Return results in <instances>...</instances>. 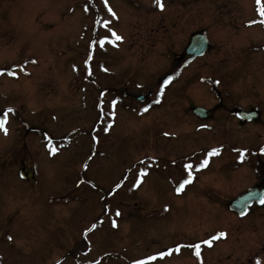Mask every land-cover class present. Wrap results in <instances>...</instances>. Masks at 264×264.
<instances>
[{"label": "rangeland", "instance_id": "1", "mask_svg": "<svg viewBox=\"0 0 264 264\" xmlns=\"http://www.w3.org/2000/svg\"><path fill=\"white\" fill-rule=\"evenodd\" d=\"M88 1L0 0V115L13 109L7 134L0 129V264H148L149 252L179 236L178 217L152 210L144 187L128 194L117 185L125 171L146 170V158L135 163L146 149L137 142L159 113L186 133L193 126L156 105L132 121V109L112 104L127 102L114 88L178 110L187 91L221 86L264 113V16L256 0H162L163 11L154 0ZM195 32L207 35L211 50L177 56ZM232 127L252 138L249 148L264 150L263 119ZM185 136L169 146L192 148Z\"/></svg>", "mask_w": 264, "mask_h": 264}, {"label": "flooded vegetation", "instance_id": "2", "mask_svg": "<svg viewBox=\"0 0 264 264\" xmlns=\"http://www.w3.org/2000/svg\"><path fill=\"white\" fill-rule=\"evenodd\" d=\"M88 47L90 45H85V49ZM85 55L84 52L81 54ZM81 72L86 73L84 70ZM101 73V70H97L98 75ZM115 91L122 98L134 99L130 101L131 109L136 115L132 121L137 119L139 113L146 115L143 110L147 109L148 112L156 105L160 108L155 109L175 115L178 122L184 118L181 124L187 119L193 126L186 133L173 123L175 118L164 117L159 113L153 119L154 124L149 126L147 134L139 135L141 138L137 142L140 149L146 146L143 152L146 170L139 166L136 170L138 172L133 173V167L125 171L118 182L119 188H130L131 191L144 187L152 210L156 206L165 207V220L168 217H178L179 236L168 246L149 252L148 259L156 257L149 260V264H264V227L259 224H262L264 214H255V209L264 207L261 203L264 200V160L261 155L264 150L249 148L252 138L241 135V139L234 135L232 127L234 124L240 127L251 123L250 120L235 123L241 121L239 111L249 113L257 110V119L263 120L264 113L260 114L255 104L240 103L232 92L224 91L221 86H209L204 92L194 91L192 94L187 91V104L178 110L171 108V104L164 99L155 104L146 101V98L137 102V95L120 88H114ZM201 98L210 99L211 103L205 104ZM195 107H201L205 111L196 112ZM219 127L222 130L218 131ZM217 132L223 135H218ZM184 135L193 141L192 148L185 145L184 150L180 145L178 148H174L175 144L169 146L171 138ZM199 142L207 144L206 148L199 149ZM237 143L241 144L238 148ZM213 149L217 152L210 155ZM142 160L140 156L135 163ZM204 161H207L206 165ZM159 162L162 163L160 169L157 168ZM189 164L192 165L191 169L185 167ZM250 170L254 174L252 183H249ZM189 171L192 173L191 182L177 192L179 184L188 179ZM235 185L240 188L234 189ZM251 189L261 192L260 196L254 197L253 201H244L245 209L240 212L234 211L231 208L233 201ZM221 232L225 233L224 237H219ZM214 236L219 238L213 240ZM205 240H211V245L205 244ZM197 244L200 245L199 257L195 255L194 245Z\"/></svg>", "mask_w": 264, "mask_h": 264}, {"label": "snow or ice", "instance_id": "3", "mask_svg": "<svg viewBox=\"0 0 264 264\" xmlns=\"http://www.w3.org/2000/svg\"><path fill=\"white\" fill-rule=\"evenodd\" d=\"M154 2H155V4L160 8V10L163 11V9H164V4H163L162 0H154ZM256 3H257V5L259 6L258 11H259L260 15H261V16H264V4L261 3V0H256ZM105 4L107 5V0H105ZM108 10H109V12H112L111 8H109ZM112 15L114 16L115 13L113 12ZM260 23H261V24H264V20H261ZM105 26H107V25H105ZM111 34H112V36L115 38L116 41H121V40H122V37L119 36L118 34H116L114 31H113ZM101 46H102V45H101ZM0 74H2V73H0ZM9 75H14V73H9ZM12 111H13V109L9 108V109H7V110L3 113V115H0V129H2V130L4 131L5 134H7V132H8V129H7V127L5 126L6 123H7L8 113H10V112H12ZM145 111H147V109H145ZM165 135H167V133H165ZM49 152H50L51 154H55L56 149L50 147V148H49ZM216 152H217V150H216V149H213V151H212V153H210V155H211V154H215ZM241 155H243V154H241ZM206 164H207V161H204V165H206ZM202 166H203V165H202ZM86 167H87V165H85V168H86ZM185 167H186L187 169H191V168H192V165L189 164V165H186ZM191 178H192V173H191V171H189V173H188V179H185L182 183H180L179 186L177 187L176 191H177V192L182 191L183 188H184V186H185L186 184H188V183L191 182ZM117 187H119V185H117ZM261 203L264 204V200H261ZM115 215L118 217V216L121 215V213L117 210V211L115 212ZM112 224H113V227H115V226H116V221L113 220V221H112ZM93 227H95V225H93ZM224 236H225V233H223V232L219 233V237H224ZM219 237H215V236H214L212 239L215 240V239H218ZM8 239H11V237H9ZM211 242H212L211 240H205V241H204V243H205V244H208L209 246L211 245ZM194 247H195V249H196L195 255H196L197 257H199V256H200V251H199V249H200V245L197 244V245H194ZM177 251H179V249H177ZM161 255L163 256V253H162ZM154 259H156V257H149V260H154ZM137 264H145V262H144V261H138Z\"/></svg>", "mask_w": 264, "mask_h": 264}, {"label": "water", "instance_id": "4", "mask_svg": "<svg viewBox=\"0 0 264 264\" xmlns=\"http://www.w3.org/2000/svg\"><path fill=\"white\" fill-rule=\"evenodd\" d=\"M207 48V40L204 36L201 37H196L195 36L192 38L191 43L189 45L190 51L188 50L187 52L193 53V54H201L205 51ZM200 110V109H197ZM254 190H251L243 195H241L236 201L232 203V207L235 210H238V208L244 209V201H251L252 198L255 197L256 194H254Z\"/></svg>", "mask_w": 264, "mask_h": 264}]
</instances>
